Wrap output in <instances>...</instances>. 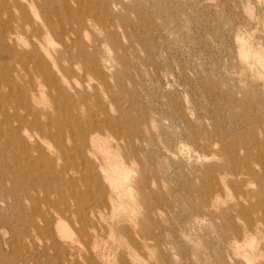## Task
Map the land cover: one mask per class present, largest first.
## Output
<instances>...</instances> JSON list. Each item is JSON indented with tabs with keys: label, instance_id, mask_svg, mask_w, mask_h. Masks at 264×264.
<instances>
[{
	"label": "rangeland",
	"instance_id": "1",
	"mask_svg": "<svg viewBox=\"0 0 264 264\" xmlns=\"http://www.w3.org/2000/svg\"><path fill=\"white\" fill-rule=\"evenodd\" d=\"M31 3L54 148L1 139L0 264H264V0Z\"/></svg>",
	"mask_w": 264,
	"mask_h": 264
},
{
	"label": "bare ground",
	"instance_id": "2",
	"mask_svg": "<svg viewBox=\"0 0 264 264\" xmlns=\"http://www.w3.org/2000/svg\"><path fill=\"white\" fill-rule=\"evenodd\" d=\"M23 1L25 0H0V19L3 15H6L10 17V21H13L14 17L12 15L15 8L18 12H22L27 6H30L29 3H31V0H27V2ZM41 3H43V0H34L33 3H31V6L32 8H39ZM21 16V20L26 19L27 21H30L29 17ZM10 21H5L4 25L0 27V111L5 110L3 112L5 121L0 120V123L8 124L13 122L17 123V126L16 128H11L6 131L1 127L2 124H0V142L1 139L6 136L7 142L9 143V149L14 155L11 160L8 159L9 163L7 165L11 168H14V166L18 168L19 165L17 162L19 154L17 153L20 151L18 146H20L22 150H25L28 155H32L31 152L34 150L39 154L38 158L43 162L44 158L48 157L47 151L49 152L50 150L53 152L54 145L46 141V139L47 137H53L49 127L51 125L55 126V122L53 116L47 109L41 110L35 105L39 103V95L36 92V85L34 86L33 81L30 79L28 82H22L19 84L16 78H12L13 75L9 71V68L4 66L3 60H6V58L24 63L25 67L32 61L34 63L33 68H37L40 72L43 71V67L41 68V65H43L41 61L34 62L30 56L24 60L25 55H21L17 45L22 33L18 26L15 27ZM22 60L24 62H22ZM51 84L52 82L50 78L45 76L44 82L39 86H49ZM1 88H5L7 92H1ZM10 96L13 98H10ZM8 99L13 101V104L7 102ZM43 139L44 142H40V144L37 142V140ZM12 142H14V144H12ZM3 164L4 163L0 162V168ZM3 167H5V165H3Z\"/></svg>",
	"mask_w": 264,
	"mask_h": 264
}]
</instances>
